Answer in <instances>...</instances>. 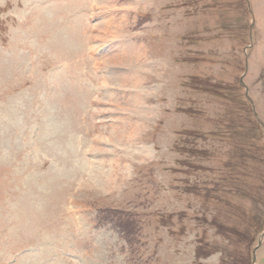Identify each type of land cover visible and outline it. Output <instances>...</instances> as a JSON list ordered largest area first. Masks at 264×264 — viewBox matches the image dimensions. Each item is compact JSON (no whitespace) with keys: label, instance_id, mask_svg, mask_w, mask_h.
I'll return each mask as SVG.
<instances>
[{"label":"rangeland","instance_id":"rangeland-1","mask_svg":"<svg viewBox=\"0 0 264 264\" xmlns=\"http://www.w3.org/2000/svg\"><path fill=\"white\" fill-rule=\"evenodd\" d=\"M0 264H264V0H0Z\"/></svg>","mask_w":264,"mask_h":264}]
</instances>
